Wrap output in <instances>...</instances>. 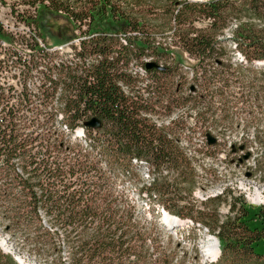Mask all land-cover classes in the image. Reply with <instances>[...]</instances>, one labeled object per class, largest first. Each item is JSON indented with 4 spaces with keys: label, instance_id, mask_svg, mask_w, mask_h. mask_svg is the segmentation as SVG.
Returning <instances> with one entry per match:
<instances>
[{
    "label": "trees",
    "instance_id": "16d2710c",
    "mask_svg": "<svg viewBox=\"0 0 264 264\" xmlns=\"http://www.w3.org/2000/svg\"><path fill=\"white\" fill-rule=\"evenodd\" d=\"M7 5L16 26L32 34L16 38L0 21L1 43L30 50L0 61V230L49 264H171L173 256L161 249L150 254L142 245L164 227L140 217L117 187L120 175L141 163L152 173L141 193L219 239L222 253L214 264H264V204L252 205L229 188L225 200L199 203L194 191L202 152L181 147L192 118L203 138H226L227 129L205 122L241 111L230 98L243 95L254 74L264 83V0H0V7ZM107 23L118 29L109 32ZM43 26L58 38L70 27L79 32L73 53L42 47ZM173 48L196 64L184 70ZM147 58L172 64L148 70L142 63L145 77L130 70ZM8 64L21 87L12 95L1 82ZM93 119L101 128L86 126ZM79 129L83 137H75ZM187 138L193 148L194 137ZM257 139L264 170V130ZM228 197L224 219L201 207ZM0 264L18 263L0 248Z\"/></svg>",
    "mask_w": 264,
    "mask_h": 264
},
{
    "label": "rangeland",
    "instance_id": "374dc122",
    "mask_svg": "<svg viewBox=\"0 0 264 264\" xmlns=\"http://www.w3.org/2000/svg\"><path fill=\"white\" fill-rule=\"evenodd\" d=\"M6 1L8 4L12 3V0ZM47 15L41 13L40 20L42 19L43 21L52 24L51 19ZM15 19L16 18L12 16V11L9 5L0 7V21L5 25L9 33H14L16 38L24 37L28 40L29 37H31L32 32L23 27L16 26L19 25V22H16ZM61 25L62 29L65 30V23H61ZM104 27L109 32H115L118 29V26L113 25L112 23H107ZM70 29V32L66 33L64 38H58L53 29L43 26L42 33L47 44L40 42L41 46L44 47L47 45L51 52L57 50L66 55L72 54V46L79 41L77 37L80 36V33L76 32L74 34L73 28L70 27ZM226 35L228 37L232 36L230 29L226 31ZM74 37L77 39L75 38L74 41H72L71 39ZM122 39L124 40V38ZM228 45L230 49H235L232 41H229ZM13 51L23 55L30 54V50H25L24 46L18 45L17 43L11 44V41L5 40L4 43L0 42V61H9L7 56L12 54ZM172 51L175 55L176 62L182 63L185 68L184 70H187L196 64L179 49L173 48ZM233 55L237 62L243 61L242 55L239 52L235 51ZM143 60L134 61V63L130 65V70L139 73L142 63H144L145 60L153 61L149 58ZM171 61V59H167L160 61L159 63L161 66L169 67L172 64ZM258 63L262 62H256V65H259ZM8 65H6L8 68H6V73L2 75L1 82L4 89L9 90L10 95H12V93L14 94L16 91H19L21 87L19 80L16 77L17 72H15V69H12L11 64ZM141 75L142 77L147 76L146 74ZM189 76H191L190 73ZM259 76V74H254L253 82L247 83V88L243 92V95L230 98L233 103H240L239 107H242L241 111L235 109L226 113H219L214 119L205 122L206 126H214L219 129L225 128L228 131L226 138L215 136L217 139L216 147L210 148L208 146L206 139L203 138L201 132L196 129L195 122L193 121L194 118L188 119V121L185 122L187 128L182 132L183 140L181 142V147L190 151L196 149L202 152L196 163L197 184L194 191V198L197 199L199 203L206 204L207 201L205 199L207 198V195L211 196L216 192L220 193L221 190L226 188L232 189L235 196H244L246 202L252 205H258L251 198V196H254V194L257 193L256 190L262 192L261 196H264L263 159L259 151L260 143L257 139L258 132L264 130V92H259L258 90V87L263 86L264 83H258L255 81V78ZM54 107L57 108L55 105ZM158 119L159 118H156V120ZM162 120L166 119L164 118ZM80 130L81 129L77 131ZM189 135L194 137L192 139L193 148L190 146V140L187 138ZM240 147H244L245 150L241 152L239 150ZM234 150H236L237 153L233 152ZM246 153L251 154L248 159L243 158V155H246ZM139 166L142 167L140 169H134L130 171V173L121 174L117 187L126 190L132 202L136 204V209L140 217H147L148 219L154 218L159 226L164 227L163 232H161L162 229H159L160 234H158V236L147 238L146 242L142 243V245L145 248L150 249V254H153L156 249H161L168 255L173 256L174 260L171 264H177L181 261H184V264H210L209 262L204 263V258L202 257L203 248L207 246L208 242L206 241L205 236L211 235L216 237V235L211 234L203 224L191 219L182 218H180L181 221H186L187 225L175 230H170L167 227L168 223L165 220V214H170L171 216L174 215L165 209V205L161 201L155 199V197L150 198L146 194L141 193L143 186L151 180L152 173L146 165L140 163ZM205 169H212L214 171V176L211 177L212 175H208L205 172ZM201 195H204V197H201ZM222 197L225 200L224 195ZM214 198L216 197L209 199ZM228 199L229 202L222 201L218 206L217 203H211L206 206L201 205V207L202 209H210L211 211L216 209L219 212L221 219H224L230 212L231 199L230 197H228ZM181 205H184V203H181ZM206 229L208 232L205 231ZM0 238H7L8 245H13L15 254L25 259L27 263L49 264L44 261H39L35 259V257L21 251L20 242L13 241L9 235L1 230ZM197 254H199L198 258Z\"/></svg>",
    "mask_w": 264,
    "mask_h": 264
},
{
    "label": "water",
    "instance_id": "95a60500",
    "mask_svg": "<svg viewBox=\"0 0 264 264\" xmlns=\"http://www.w3.org/2000/svg\"><path fill=\"white\" fill-rule=\"evenodd\" d=\"M146 68L148 70H150L152 68H157L159 70H164L163 66L157 65V64H155L153 62L147 63L146 64ZM86 126L92 128V129H99V128H101V123L97 119H93L92 121L88 122L86 124ZM83 133H84V130H81L80 132L77 133V135H83ZM206 139H207V144L209 146H213V145H215L217 143V139L214 136L210 135V134L207 135ZM250 156H251V154L247 153L246 155L243 156V158L244 159H248ZM248 176H250V175H248ZM260 204H264V203H258V205H260ZM166 215H169V214H165V216ZM171 218L174 219L175 221H180V219L178 217L171 216ZM185 225H187L186 221H184L182 224H174V226H171V225L167 224V227L170 230H175V229H177L179 227H183ZM205 231L208 232L207 229ZM205 239L208 242H214L215 247L218 249L219 255L215 259H211V257L207 256L205 248H203L202 257L204 258V263H206V262H209L210 264L211 263H215V262L218 261V259L220 258V255L222 253L220 241H219V239L217 237L211 236V235H206ZM0 248L2 249V251L4 253L12 255L14 257L15 261L18 264H29V263L26 262L25 259H23L22 257H20V256L15 254L13 245L12 244L8 245V239L7 238H0Z\"/></svg>",
    "mask_w": 264,
    "mask_h": 264
},
{
    "label": "bare ground",
    "instance_id": "6f19581e",
    "mask_svg": "<svg viewBox=\"0 0 264 264\" xmlns=\"http://www.w3.org/2000/svg\"><path fill=\"white\" fill-rule=\"evenodd\" d=\"M256 191H257V193L254 194V196H251L252 200L256 203H260V202L264 203V198H263L264 196L263 197L261 196L262 192H260L259 190H256ZM165 217H166L165 218L166 222L171 226H174V224H180V223L182 224L183 223V221H181V220L175 221L169 215H166ZM205 251L207 253V256L211 257V259H215L219 255L218 249L215 247L214 242H207V246L205 247Z\"/></svg>",
    "mask_w": 264,
    "mask_h": 264
},
{
    "label": "built area",
    "instance_id": "2783aa9c",
    "mask_svg": "<svg viewBox=\"0 0 264 264\" xmlns=\"http://www.w3.org/2000/svg\"><path fill=\"white\" fill-rule=\"evenodd\" d=\"M149 62H150L149 60H146L144 63L147 64V63H149ZM133 73L136 74L137 72H133ZM138 74H140V75H141V74H146L145 67L142 66V67L140 68V71H139ZM146 75H147V74H146ZM77 136H79V135H76L75 137H77ZM224 191H225V189L221 190L220 193H219V192H218V193L216 192L215 194H213V195H211V196H208V195H207V196H206L207 198H206L205 200L207 201V200H209V198H212V197H219L220 195L222 196L223 193H224ZM218 195H219V196H218ZM201 197H204V195H201ZM254 204H256V203H254ZM257 204H258V203H257ZM260 205H263V204H260Z\"/></svg>",
    "mask_w": 264,
    "mask_h": 264
}]
</instances>
